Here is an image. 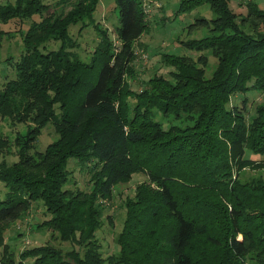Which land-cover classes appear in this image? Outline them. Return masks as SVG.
I'll return each instance as SVG.
<instances>
[{
	"label": "trees",
	"instance_id": "trees-1",
	"mask_svg": "<svg viewBox=\"0 0 264 264\" xmlns=\"http://www.w3.org/2000/svg\"><path fill=\"white\" fill-rule=\"evenodd\" d=\"M113 1L117 43L94 24L101 0H77L67 12L44 0L0 4V23L40 17L23 36L16 78L0 90V119L30 124L16 139L19 160L0 162L8 188L0 199V264H264V178L243 175L264 171V160L249 155L264 156V102L252 115L232 103L238 93L264 94V32L243 26L263 25L264 9L250 0L239 19L233 0H183L179 14L202 5L212 10V20L190 28L208 34L182 45L211 53L217 68L207 79L205 55L167 53L161 60L171 71L144 81L138 92L128 78H135V45L150 27L147 0ZM86 20L101 39L90 63L70 51L71 27ZM50 41L61 46L46 51ZM49 124L57 139L38 151ZM3 147L8 143L0 139ZM71 159L92 163L90 193L65 189ZM135 174L147 179L125 201L118 254L104 258L96 243L100 200H112ZM38 201L50 215L38 228L74 248L46 244L21 252L17 262L5 244L7 228Z\"/></svg>",
	"mask_w": 264,
	"mask_h": 264
},
{
	"label": "rangeland",
	"instance_id": "rangeland-1",
	"mask_svg": "<svg viewBox=\"0 0 264 264\" xmlns=\"http://www.w3.org/2000/svg\"><path fill=\"white\" fill-rule=\"evenodd\" d=\"M77 0H69L67 7L58 4L59 0H44L52 8L64 9V12L70 10ZM183 0H147L146 9L150 21L148 33L144 34L139 42L135 45L136 61L134 63L135 78H128L132 81V88L135 91L142 89V83L148 81L155 75H164L171 71V68L162 63L161 57L164 54H174L180 56H190L197 59L200 55H205L209 60L205 69V77L211 78L217 68V59L209 52L195 53L186 49L182 42L201 38L208 34L207 28L193 27L196 20L205 18L212 20L214 14L208 5H202L192 11L179 14V8ZM250 0H233L231 7L241 17L247 15L246 4ZM264 9V0H254ZM16 0H0V4H15ZM115 3L113 0H101L97 11L93 14L94 24H100L103 29L108 31V35L114 43H117L116 27L118 25L117 13L114 11ZM40 21L39 16L31 19H15L8 23H0V90L10 80L16 78L14 63L19 60L24 52L23 36L30 28L32 22ZM86 20V24H80L70 29V36L76 45L70 49L82 62L90 63L93 52L100 42L94 25ZM244 26L246 31H263L264 23L257 28H253L250 22ZM61 46L59 41H50L45 47L46 51L57 50ZM71 45H69L70 47ZM14 60L15 62H11ZM136 80V81H135ZM247 100L246 106L243 101ZM264 102V94L238 93L232 97V103L240 109L245 110L252 115L258 105ZM30 124L13 123L10 119H0V139L8 143V147L0 149V162L5 160L9 165L17 162L18 148L16 146L17 136L28 132ZM57 139L55 129L52 125H47L39 137L36 150L45 151L46 147ZM5 150V151H4ZM4 151V152H3ZM255 160H264V156H255L249 154ZM91 167L92 163L86 166L81 165L75 159H71L67 165L68 183L65 189L73 192L90 193L91 191ZM247 177L256 176L264 178V171L244 170ZM143 174H135L128 184L119 185L114 191L112 200H100L104 207V216L102 227L96 233V243L104 258L116 255L119 252L117 238L123 229L126 218L125 201L133 197L136 187L146 181ZM8 193L6 185L0 181V199H4ZM50 215L47 213L44 204L41 201L33 202L30 208L18 219L11 222L5 234V244L14 249L19 262L21 252L35 247L52 244L64 252L74 248L71 242L62 241L59 235L53 234L46 227L38 226L49 220ZM78 245V244H75ZM79 246V245H78ZM76 247V246H75ZM83 251V248H81ZM24 264H32V260L25 261ZM251 264V263H247Z\"/></svg>",
	"mask_w": 264,
	"mask_h": 264
}]
</instances>
